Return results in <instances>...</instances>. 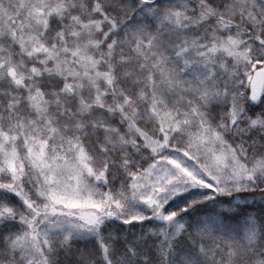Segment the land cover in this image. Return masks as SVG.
<instances>
[{"label": "snow or ice", "instance_id": "snow-or-ice-1", "mask_svg": "<svg viewBox=\"0 0 264 264\" xmlns=\"http://www.w3.org/2000/svg\"><path fill=\"white\" fill-rule=\"evenodd\" d=\"M0 264H264V0H0Z\"/></svg>", "mask_w": 264, "mask_h": 264}]
</instances>
